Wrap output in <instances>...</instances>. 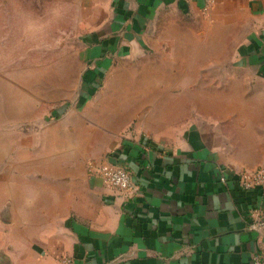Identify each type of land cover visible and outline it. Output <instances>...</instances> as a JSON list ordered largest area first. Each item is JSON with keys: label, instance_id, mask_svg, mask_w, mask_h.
<instances>
[{"label": "crops", "instance_id": "1", "mask_svg": "<svg viewBox=\"0 0 264 264\" xmlns=\"http://www.w3.org/2000/svg\"><path fill=\"white\" fill-rule=\"evenodd\" d=\"M79 3L91 41L88 62L99 69L132 63L106 77L100 101L107 98L112 111L141 109V89L136 83L127 88L126 81L146 77L136 54L169 11L204 14L222 24L238 50L237 63L253 65L264 77V0ZM95 68L84 74L89 85L104 78ZM155 73L149 77H162ZM190 76L197 78L196 72ZM118 125L100 122L87 163L108 157L128 166L134 192L110 187L87 168H55L48 156L33 167L12 163L13 173L0 179V264H61L67 256L75 264H249L264 246V185L245 191L235 182L233 173L246 164L226 163L196 131L166 140L158 132L152 138L142 121L132 133ZM254 139V160H264V135ZM111 151L116 156H108ZM221 170L230 182L220 180Z\"/></svg>", "mask_w": 264, "mask_h": 264}, {"label": "rangeland", "instance_id": "2", "mask_svg": "<svg viewBox=\"0 0 264 264\" xmlns=\"http://www.w3.org/2000/svg\"><path fill=\"white\" fill-rule=\"evenodd\" d=\"M80 8L79 0H0V179L13 173L12 163L33 167L42 155L55 168L86 169L100 122L132 133L142 121L152 138L166 140L196 131L226 163L263 168L264 160H254V137L264 135V77L237 63L222 24L204 14L163 15L136 54L146 77L126 81L141 89V109L112 111L107 98L100 101L106 77L132 63L103 70L88 62L91 41ZM94 66L105 75L89 85L84 74ZM155 72L162 77H149Z\"/></svg>", "mask_w": 264, "mask_h": 264}, {"label": "built area", "instance_id": "3", "mask_svg": "<svg viewBox=\"0 0 264 264\" xmlns=\"http://www.w3.org/2000/svg\"><path fill=\"white\" fill-rule=\"evenodd\" d=\"M207 6H211L215 0H205ZM117 152L112 151L109 155L116 156ZM108 155V156H109ZM88 172L91 175L101 178L110 187L134 192L137 189L133 175L128 166L110 160L108 157L104 160L90 159L87 163ZM233 177L237 184L245 191L252 190L258 186L264 185V168L254 170H240L233 173ZM220 180L228 183L229 176L226 171L221 170ZM252 217L258 218V210L254 209ZM256 226V225H255ZM61 264H75L72 257H64ZM249 264H264V246L254 253Z\"/></svg>", "mask_w": 264, "mask_h": 264}]
</instances>
